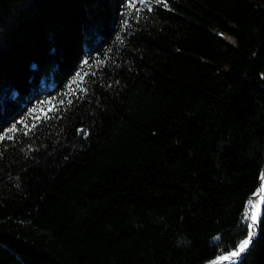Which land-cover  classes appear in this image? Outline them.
<instances>
[{
    "label": "trees",
    "instance_id": "trees-1",
    "mask_svg": "<svg viewBox=\"0 0 264 264\" xmlns=\"http://www.w3.org/2000/svg\"><path fill=\"white\" fill-rule=\"evenodd\" d=\"M128 1L0 0V264H205L248 238L264 0H159L124 22ZM261 221L238 264H264Z\"/></svg>",
    "mask_w": 264,
    "mask_h": 264
},
{
    "label": "rangeland",
    "instance_id": "rangeland-1",
    "mask_svg": "<svg viewBox=\"0 0 264 264\" xmlns=\"http://www.w3.org/2000/svg\"><path fill=\"white\" fill-rule=\"evenodd\" d=\"M159 0H129L125 5L124 12H123V19L122 21H126L133 15H137L142 10L149 8L153 3ZM122 27V25H121ZM104 61V57L102 56H94L88 58L86 61L83 62L82 66L78 70V72L71 78L69 83L67 84L64 95H70L75 93L79 88L80 85L87 73H89L93 68H95L98 64ZM58 96L54 97H44L42 100L37 102L30 111L24 116V118L20 121L18 125L25 127L30 125L35 120H40L44 118L50 110H52L56 104L58 103ZM39 117V119H37ZM17 126H15L16 128ZM254 201L258 203V199L254 198ZM246 219L250 220L253 216L245 214ZM251 222V221H250ZM241 243V242H240ZM238 248V247H237ZM236 250V249H235ZM231 252V251H230ZM221 257V256H220Z\"/></svg>",
    "mask_w": 264,
    "mask_h": 264
},
{
    "label": "bare ground",
    "instance_id": "bare-ground-1",
    "mask_svg": "<svg viewBox=\"0 0 264 264\" xmlns=\"http://www.w3.org/2000/svg\"><path fill=\"white\" fill-rule=\"evenodd\" d=\"M259 191H258V196L256 197L259 201L258 203H256L254 201V198H251L250 201H249V204H248V211L246 214L250 215V216H253L256 218V223L258 221V218L260 216V209H261V206L263 204V200H264V174H263V177L260 181V186H259ZM252 217V218H253ZM237 251L236 250H233L223 256H219L217 258H215L214 260L210 261V264H225L229 259H232V258H236V257H233L231 254L233 252Z\"/></svg>",
    "mask_w": 264,
    "mask_h": 264
},
{
    "label": "water",
    "instance_id": "water-1",
    "mask_svg": "<svg viewBox=\"0 0 264 264\" xmlns=\"http://www.w3.org/2000/svg\"><path fill=\"white\" fill-rule=\"evenodd\" d=\"M263 174H264V168H263L262 173H261L260 181H261V179L263 177ZM259 186H260V184H259ZM259 186L256 189V191L248 198V201L246 203V207H245V210H244V214H246L247 211H248V204H249L250 199L251 198H256L258 196V194H259L258 191H259V188H260ZM263 212H264V200H263V204H262L261 209H260V216H259L258 221L256 223V226L254 228V231H255V234H256L254 242L256 241V239H257V237L259 235V229H260L259 224H260L261 218L263 216ZM250 221H251L250 223H252V219L251 218H250ZM254 242L250 244V246L246 250V252L241 253L236 258L229 259L225 264H238V263H240L247 256V254L250 252ZM210 261L206 262L205 264H210Z\"/></svg>",
    "mask_w": 264,
    "mask_h": 264
},
{
    "label": "snow or ice",
    "instance_id": "snow-or-ice-1",
    "mask_svg": "<svg viewBox=\"0 0 264 264\" xmlns=\"http://www.w3.org/2000/svg\"><path fill=\"white\" fill-rule=\"evenodd\" d=\"M35 67V66H33ZM69 103H71V101H69ZM37 119H39V117H37ZM34 127V126H33ZM14 130V129H13ZM247 218V216L245 217ZM262 223H264V220L261 221ZM256 226V218L253 217L252 218V223L248 224V238H246L245 240H243L239 245H238V248H237V251L233 252L231 255L233 257H237L239 256L241 253H244L246 252V250L249 248L250 244L254 242L255 240V231H254V228Z\"/></svg>",
    "mask_w": 264,
    "mask_h": 264
}]
</instances>
